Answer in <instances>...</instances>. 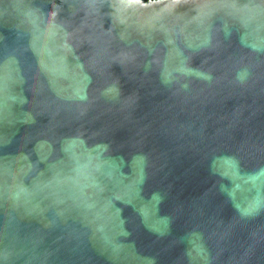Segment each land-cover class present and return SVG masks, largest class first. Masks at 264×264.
Returning <instances> with one entry per match:
<instances>
[{
    "label": "water",
    "instance_id": "95a60500",
    "mask_svg": "<svg viewBox=\"0 0 264 264\" xmlns=\"http://www.w3.org/2000/svg\"><path fill=\"white\" fill-rule=\"evenodd\" d=\"M0 264H264V0H0Z\"/></svg>",
    "mask_w": 264,
    "mask_h": 264
}]
</instances>
